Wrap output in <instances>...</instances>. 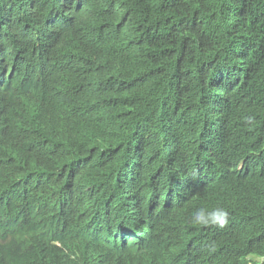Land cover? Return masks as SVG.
<instances>
[{
  "label": "trees",
  "instance_id": "1",
  "mask_svg": "<svg viewBox=\"0 0 264 264\" xmlns=\"http://www.w3.org/2000/svg\"><path fill=\"white\" fill-rule=\"evenodd\" d=\"M0 264H264V0H0Z\"/></svg>",
  "mask_w": 264,
  "mask_h": 264
},
{
  "label": "clouds",
  "instance_id": "2",
  "mask_svg": "<svg viewBox=\"0 0 264 264\" xmlns=\"http://www.w3.org/2000/svg\"><path fill=\"white\" fill-rule=\"evenodd\" d=\"M228 213L224 209H216L212 213H209L207 215V218L205 217V213L203 211H198L193 216V222L198 224H219L220 226H223L226 223V217Z\"/></svg>",
  "mask_w": 264,
  "mask_h": 264
}]
</instances>
